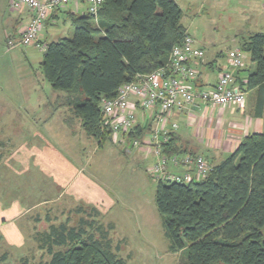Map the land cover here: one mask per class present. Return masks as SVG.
Masks as SVG:
<instances>
[{
	"label": "trees",
	"instance_id": "obj_1",
	"mask_svg": "<svg viewBox=\"0 0 264 264\" xmlns=\"http://www.w3.org/2000/svg\"><path fill=\"white\" fill-rule=\"evenodd\" d=\"M181 19L174 0H104L96 17L72 18V36L46 43L40 63L52 89L67 93L68 120H77L98 144L106 140L111 133L103 126L101 100L166 63L186 35ZM241 50L255 65L244 90L264 87V30L246 38ZM145 128L128 137L142 136ZM164 151L180 153L172 134ZM155 206L172 250L186 248L180 264H264V118L262 131L245 136L206 178L157 182ZM85 214L89 219L75 225L70 217L59 224L47 217V229L34 232L37 250L47 257L43 264H126L105 233L95 236L99 213ZM0 264H12L8 253ZM16 264L35 263L21 256Z\"/></svg>",
	"mask_w": 264,
	"mask_h": 264
},
{
	"label": "rangeland",
	"instance_id": "obj_2",
	"mask_svg": "<svg viewBox=\"0 0 264 264\" xmlns=\"http://www.w3.org/2000/svg\"><path fill=\"white\" fill-rule=\"evenodd\" d=\"M180 1L181 23L208 60L222 54L219 62L225 63L228 51L241 48L243 39L263 31L264 0ZM7 3L8 0H0V216L6 215L3 211L10 200L30 205L48 200V185L58 183L56 191L60 193L67 182L63 180L78 173L93 191L101 194V198H96L100 201L95 204L77 200L70 190L50 204L51 209H57V215L49 216L50 220L59 224L70 217V224L75 225L79 219L88 220L85 213L95 209L99 213L95 226L99 229H93L95 236L105 233L113 251L126 264L185 262L186 248L172 250L163 217L155 206L157 182L151 172L154 158L138 147H130L122 134H111L98 144L80 130L78 121L68 120L71 115L66 105L67 93L52 89L44 79L40 68L43 52L19 43L18 34L7 23L13 17ZM89 22L96 25L93 20ZM42 32V41L70 38L73 24L68 16L60 15L54 26L49 25ZM9 35L13 37L10 48ZM209 116L215 117L210 112ZM4 193L11 199H4ZM43 206L39 209L42 216L29 214L32 227L25 231L23 219L12 221L15 228L23 231L22 251L14 237L10 238L13 251L7 249L6 238L0 237V255L8 250L9 263L16 264L21 256L31 258L35 264L47 260L46 256L41 257L33 239L35 231L48 227V207ZM33 218L39 221L34 222ZM24 220L28 221L26 217Z\"/></svg>",
	"mask_w": 264,
	"mask_h": 264
},
{
	"label": "built area",
	"instance_id": "obj_3",
	"mask_svg": "<svg viewBox=\"0 0 264 264\" xmlns=\"http://www.w3.org/2000/svg\"><path fill=\"white\" fill-rule=\"evenodd\" d=\"M77 1L86 3L87 13L93 17L104 3V0H8L10 11L27 10L31 14L19 34V43L25 47L36 46L44 52L45 44H39V36L48 17L54 10ZM7 46H13L12 40L8 39ZM203 58L204 50L186 34L172 47L164 65L149 73L136 74L132 81L118 88L114 97L100 102L103 126L111 134H122L131 147H138L154 158L151 172L156 182H198L206 178L213 167L200 155L165 153V145L177 129V124L170 120L173 111L181 112L195 104L215 108H242L245 104L246 82L236 76L244 66L245 53L241 48L227 52V67L218 73L212 85L195 84L198 75L195 64ZM142 126L146 127L142 136L128 137Z\"/></svg>",
	"mask_w": 264,
	"mask_h": 264
},
{
	"label": "crops",
	"instance_id": "obj_4",
	"mask_svg": "<svg viewBox=\"0 0 264 264\" xmlns=\"http://www.w3.org/2000/svg\"><path fill=\"white\" fill-rule=\"evenodd\" d=\"M174 1L180 7L181 1ZM203 2L206 3L207 0H204ZM8 11L13 17L9 19L7 23L12 31L16 32L19 36L23 28L29 22L31 14L27 10L12 12L8 9ZM85 13H87L86 3L77 1L67 4L66 6L58 8L52 12V14L48 17L43 30L49 25L54 26L56 22L59 21L60 15L68 16L72 23V18L81 17L85 15ZM41 34L39 36V44L48 43L47 41H42ZM12 38L13 37L9 35L7 39L12 40ZM245 39H243V41ZM222 56V54L220 56L216 54L211 60H208L204 52V58L195 64V68L198 73L195 84L212 85L215 83L218 73L227 67L226 56L225 63L221 64L219 62V59H221ZM245 61L247 62L244 63L243 68L238 70L236 73L237 79L243 82L247 81L248 75L253 73L255 69V65L250 61L248 54H245ZM209 112L211 114L214 113L215 117L209 116ZM138 116L141 118V113H139ZM263 118V86L255 87L246 91V101L242 108L235 106L215 108L203 104H195L188 106L187 109L181 112L173 111L170 116V120L177 124V129L172 133V137L175 139V143L179 148L180 154L200 155L213 166L232 153L245 136L251 133H260L263 128ZM77 125L80 127V130L83 131L79 122H77ZM84 134L86 135L85 132ZM200 148L203 149L199 150ZM47 154L52 158L54 157V154L51 152ZM63 181L67 182L62 186V191L60 193L59 191H56L58 183L47 186L48 191L46 190L45 195L48 200L36 202L34 205H30L29 202L22 204L20 201H16L14 199L10 200V205L3 211L6 212V215L0 216V237L6 238V240H4L7 242V249L12 247L10 238L14 237V243H17L18 245L20 243L18 250L22 251L23 239L21 241V238H25L22 232L25 231L27 227H32L30 223L32 219H30L29 214L35 212L36 214L33 216H42V214H39L41 213L39 212V209L44 207L43 205H46L48 209L45 213L47 215L45 216V219L51 215L56 216L57 209H51L50 204L56 203L59 198H61L64 194H68L70 190H72L73 194H76L77 200L85 199L87 202H96L95 204H98L100 201L96 198L102 197L101 194H97L93 191L87 181L82 179L81 174H71L68 179ZM7 195L8 194L6 193L3 194L4 199H11V195H8V197ZM25 217L28 221L24 220ZM18 219H23L25 222V225L22 226L23 231L19 228H15L12 224V221ZM37 220L39 221V218H33L34 222ZM34 226L35 225L33 224V228ZM10 250L13 251L12 249ZM6 252L9 253L8 250H6Z\"/></svg>",
	"mask_w": 264,
	"mask_h": 264
}]
</instances>
